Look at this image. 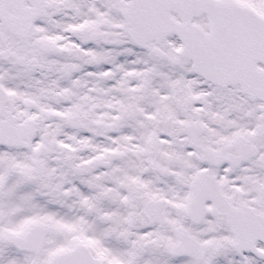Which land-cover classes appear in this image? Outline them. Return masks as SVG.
<instances>
[{
    "label": "snow or ice",
    "instance_id": "1",
    "mask_svg": "<svg viewBox=\"0 0 264 264\" xmlns=\"http://www.w3.org/2000/svg\"><path fill=\"white\" fill-rule=\"evenodd\" d=\"M0 264H264V0H0Z\"/></svg>",
    "mask_w": 264,
    "mask_h": 264
}]
</instances>
